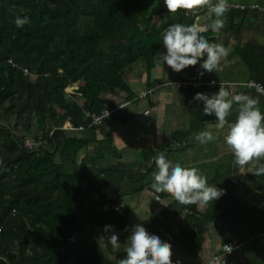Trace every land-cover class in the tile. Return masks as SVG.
Wrapping results in <instances>:
<instances>
[{
    "label": "trees",
    "instance_id": "trees-1",
    "mask_svg": "<svg viewBox=\"0 0 264 264\" xmlns=\"http://www.w3.org/2000/svg\"><path fill=\"white\" fill-rule=\"evenodd\" d=\"M248 9L256 10L230 5L221 30L233 36L243 30ZM187 12L168 13L155 0H0V264H117L126 257L136 225L197 255L204 236L216 237L214 226L228 228L233 215L240 216L236 239L241 246L228 259L264 264L263 208L237 196L242 206L229 210L224 202L233 193L226 190L201 210L174 199L146 224H137L141 216L127 201L147 189L143 170L120 162L98 166L103 155L93 146L98 142L93 132L109 121L124 124L127 116L122 108L94 127L90 114L119 105L106 99L108 93L125 92L127 102L136 100L126 81L130 69L138 61L147 72L158 66L153 57L166 51L165 29L198 23L201 13ZM17 15L27 16L29 23L17 28ZM210 34L201 33L208 41L214 39ZM236 53L248 78L264 86V47ZM73 85L77 90L65 92ZM242 89L237 86L233 94H245ZM67 121L71 126L64 129ZM34 124L30 136L41 143L38 151L23 146ZM188 134L176 131L173 137L189 146ZM180 214L186 221L176 228ZM106 225L118 234L119 249L107 243Z\"/></svg>",
    "mask_w": 264,
    "mask_h": 264
},
{
    "label": "crops",
    "instance_id": "crops-1",
    "mask_svg": "<svg viewBox=\"0 0 264 264\" xmlns=\"http://www.w3.org/2000/svg\"><path fill=\"white\" fill-rule=\"evenodd\" d=\"M217 0L212 1V3ZM228 3L232 5H257L261 9L247 10L245 14V20L242 23L243 30L238 33L231 34L229 29H223L221 31H212L209 29L212 37H219L225 48L229 49V55L225 57L222 72L219 77H215L213 72L206 75L203 73L202 78L205 83L212 81L216 82L217 85H203L200 88L191 89V91L183 92L176 88L173 91H169V86L164 84L179 81L185 78L187 75H198L202 72L196 70L192 72L190 66L180 71L175 76H168L169 72H165L166 64H163L164 73L160 75L157 71L160 67H155L150 71H145L143 66L140 64L136 67V63L132 66L126 81L129 85L130 92L133 93V99L138 93L147 91L153 87H158L148 98L140 100H125L127 93L116 92L108 93L105 95L106 99L113 104H120L123 102L128 103L124 108L123 112L127 116V121L124 124L106 123L104 127L96 129L93 135L96 136V141L102 139H111L110 144L114 146L116 154L112 153V149L109 155H104L102 151V161L98 162V166L108 167L118 162L128 163L133 168H141L147 176L145 189L141 193L145 195L141 196V200L147 198L148 193L154 197L162 200L163 198L156 193L151 185L154 182V171H158L157 168H151L155 163L156 157L160 152L164 151L166 159L172 162V164L179 163L182 167H196L199 172L207 177L208 184L214 185L216 188L221 187L224 191H232V196L228 204L229 210L239 209L242 205H239V201L236 199L237 196L240 199L246 201L250 205L262 208L264 206V175L257 177L254 174L255 168L259 165L264 164V158L258 161L245 165L243 167L235 163V157L231 148L225 143L224 137L227 134V126L223 130H217L214 125L217 123L215 116H207L203 110V103L195 101L194 96L197 93H205L208 95L217 93L220 85L224 86L231 94L234 93L236 87L240 83L248 80V68L243 63L239 54L236 53L237 48H245L246 50H261L264 47V0H228ZM211 12V11H210ZM213 14L208 19L197 18L195 25L199 27H205L206 23L211 24L209 19H212ZM209 22V23H208ZM209 24V25H210ZM239 25V24H238ZM212 31V32H211ZM228 61V64L226 63ZM238 61V63H234ZM159 81L157 85L155 80ZM163 84V86H162ZM240 87V86H239ZM245 94H248L254 98H258L259 107L262 115H264V98L257 95L252 90L242 89ZM136 104V105H134ZM237 118V106L233 105L230 115L227 117L229 123H232ZM214 119V122L211 120ZM167 121L169 124L168 132L166 135H159L160 124ZM68 123V121H67ZM211 126V127H210ZM163 130V129H162ZM189 130L190 141L193 140V144L186 146V142L181 141V137L177 140L174 139V133L176 131ZM205 130L213 131L217 135V139L206 144H201L195 139V136ZM164 134V132H161ZM193 133H196L195 135ZM166 136H169L170 141L166 142ZM159 137V138H158ZM162 147L160 150L159 148ZM87 164V163H86ZM88 165V164H87ZM254 169V170H253ZM260 176V175H259ZM146 179V177H145ZM165 197L172 196L169 193L161 192ZM158 201V200H157ZM172 202V201H171ZM199 210L203 209L197 204ZM185 214H180L175 218L174 225L178 228L180 225H184ZM240 216H230L228 220L229 227L221 228L220 232L216 237L212 238L210 233L206 234L203 239V245L200 252L195 257L188 256L191 260L189 264H201L208 257L214 253L213 251L218 249L224 242L226 237L232 236L237 238V234L241 230V224L239 223ZM140 220H138L137 224ZM171 245L172 249V264H177L179 259L177 258L178 250L174 248V245L168 240H164ZM179 249V248H178ZM182 251V249H179ZM215 250V251H216ZM184 252V251H183ZM114 259L115 257H110Z\"/></svg>",
    "mask_w": 264,
    "mask_h": 264
},
{
    "label": "clouds",
    "instance_id": "clouds-1",
    "mask_svg": "<svg viewBox=\"0 0 264 264\" xmlns=\"http://www.w3.org/2000/svg\"><path fill=\"white\" fill-rule=\"evenodd\" d=\"M164 4L168 13H176L181 9L190 12L208 6L216 19L205 27L179 23L170 25L163 35V46L166 51L157 52L153 59L158 64H166L174 72L179 73L189 66L197 65L202 57H206L200 68L204 72H214L221 59L229 55V49L222 44L209 42L201 33L209 29L218 32L224 28L225 13L230 8L228 0H217L215 4H212V0H164ZM18 12L23 13L24 9L21 7ZM14 22L17 28H21L29 23V19L25 15H17ZM198 75L202 76L203 72ZM256 87L258 91L264 92V86ZM194 100L203 103L205 115L215 116L217 123L214 127L217 130H223L227 126L228 131L224 140L231 148L237 165L243 167L254 160L264 158V115L258 106V98L244 93L231 94L220 85L217 93L211 95L197 93ZM234 104L237 106V118L229 123L227 117ZM195 139L201 144H206L216 140L217 135L213 131L205 130L199 132ZM155 164L158 171L153 174L154 182L151 187L156 193L166 192L181 204H198L201 207L224 195V190L217 189L214 185L210 186L207 177L196 167H182L179 163L173 165L166 159L164 152L159 153ZM254 171L256 175H264V164L259 165ZM104 231L111 233L107 237V243L119 249L121 247L118 242L119 236L112 226L106 225ZM127 244L126 257L117 261V264H172L171 245L149 234L141 225L134 226ZM223 247L225 253L209 256L207 264H226L225 254H230L232 247L230 245Z\"/></svg>",
    "mask_w": 264,
    "mask_h": 264
},
{
    "label": "rangeland",
    "instance_id": "rangeland-1",
    "mask_svg": "<svg viewBox=\"0 0 264 264\" xmlns=\"http://www.w3.org/2000/svg\"><path fill=\"white\" fill-rule=\"evenodd\" d=\"M212 1H214V0H212ZM155 2H156V4H157V6H159V7H163V8L166 7L165 4H164V0H155ZM211 14H213V16H212V19H209V22L212 23V22L216 19V17H215V15H214V13H212V12H210V11H205V12L201 13V14L199 15L198 18L203 19V20L206 19V20L208 21L207 18H209V17L211 16ZM209 22H208V23H209ZM209 24H210V23H209ZM212 34H213V33H212ZM212 34H210L209 37H211ZM209 42H211V43H218V44H219V43L221 42V39H220L219 37H216V38L212 39V40L209 41ZM205 59H206V57H202L201 60L198 62L197 65H195V66H190V70H191L192 72H196V70H200V71H202L204 74L209 75V72H204V70L200 68V64L203 63ZM224 62H225V58H222V59H221V62H220V64H219V66H218V67L214 70V72H213V74H214L215 77H219V74L222 72V68H223V64H224ZM226 63L228 64V61H227V60H226ZM234 63H238V61L233 62V64H234ZM238 64H239V63H238ZM139 65H140V62L138 61V62L136 63V67H139ZM157 67H160V71H159V69H157L159 75H160L161 72L164 73V69H163L164 65H163V64H159ZM183 70H184V69H183ZM145 71H147V70L145 69ZM165 72H169V73H168V76H171V75H172V76H175L176 74H178L177 72H174V71H173L170 67H168V66H165ZM218 73H219V74H218ZM129 77H130V76H129ZM248 80H252V79H248ZM248 80L246 79V81H248ZM246 81H244V82H246ZM155 82H157L156 84L159 85V83H158L159 81H157V79L155 80ZM244 82H242V83H244ZM242 83H240L239 86H241ZM158 87H161V85L158 86ZM158 87H157V88H158ZM241 87H242V86H241ZM157 88H156V89H157ZM173 89H174L173 86H172V87H169V91H173ZM134 105H136V104H134ZM108 123H111V122L109 121ZM35 127L37 128V125L34 124L32 130H31V132H30V134L28 135L29 137H32L33 134L35 133V129H36ZM168 128H169V124H168L167 121H164L163 123H161V124H160V127H159V130H160L161 132H164V134H162L161 132H159V135H158V136H160V135H166L167 132L169 131ZM162 129H163V130H162ZM193 134L195 135L196 133H193ZM30 135H32V136H30ZM24 137H25V136H24ZM158 138H159V137H158ZM165 140H166V142H169V141H170L169 136H166V139H165ZM110 142H111V139H110V138H109V140H108V139H104V140L102 139L101 141H98L97 143L93 144V146H95L96 148L102 150V151H103V154L108 156L109 153H110V151L114 148V146L111 145ZM161 148H162V147H160L159 150H160ZM113 150H114V149H113ZM162 152H164V151H162ZM112 153L116 154L115 150H114ZM83 167H89V165H87V164L85 163V164H83ZM154 173H155V171H154ZM149 175L151 176V175H153V174H149ZM145 177H146V179H144V180H148L147 176H145ZM147 193H148V196H147V198H145L144 201L141 200L140 197L143 196V195H145V193H140L141 196H139V197H130V199H132V200H131L130 202L127 201V203H128L129 205H131L132 210L135 212V214H136L138 217L141 216V217H140L141 220H140V222H139L140 224H146L151 216H153V215H157V213H159V208H160L161 206H165L166 204L170 203L172 200L175 199L173 196H169V197H165V198H163L162 200H159V199H158V201H157V200L154 199L153 196H151V195L149 194V192H147ZM262 208L264 209V206H263ZM133 214H134V213H131V216H132ZM219 226H220V224H216V225L214 226V228L220 232L221 230H220ZM218 231H216V232H218ZM174 248L176 249L177 247L174 246ZM217 248H218L217 250L215 249L216 251H215V250L213 251L214 253H218V251H219V247H217ZM171 250H172V249H171ZM177 250H178L177 258L179 259V264H189L188 262H189L191 259H190V258H186L187 255H188V256H191L192 259H193V257H195V255H190V254H188V253H186V252H183V251L179 250L178 248H177Z\"/></svg>",
    "mask_w": 264,
    "mask_h": 264
},
{
    "label": "built area",
    "instance_id": "built-area-1",
    "mask_svg": "<svg viewBox=\"0 0 264 264\" xmlns=\"http://www.w3.org/2000/svg\"><path fill=\"white\" fill-rule=\"evenodd\" d=\"M217 2V1H216ZM216 2L212 3L215 4ZM234 9H238L240 11H243L247 8L250 9H261L263 10L261 7H258L257 5H232L230 4ZM205 11H211L210 7L205 6L202 8H198V9H193L192 11H188L187 14H199ZM254 82V83H252ZM215 85V86H219L217 85L216 82L212 81L210 83H205V81H203V78L201 75H187L184 79H181L179 81H174L172 83H168V84H164V86H173L174 88H176L177 90H181V91H188L190 89H196V88H200L203 85ZM256 85H260L263 86L261 83H258L254 80H248L244 83L241 84L242 87H244L245 89L248 90H252L254 93H256L257 95H260L264 98V92L258 91ZM163 86V84H162ZM78 86L77 85H73L71 87H67L65 89V92L68 93H72L73 91L77 90ZM157 87H153L147 91H143L138 93V95L135 97L136 100H140V99H145L147 98L148 95L152 94ZM128 103L123 102L120 103L116 108H112V109H103L101 110V112L99 114H90V121H89V125L90 126H100L103 125V123L106 121V119L108 118V116L113 113L116 112L117 110H121L122 108H124ZM108 113V115H107ZM88 116V114H86ZM70 123L66 122L64 125V129L66 128H70ZM78 130H82V128H79ZM23 146L24 148H26L27 150L30 151H38L40 149L41 143L38 141H35L34 138L31 137H24L23 140ZM159 198L156 197V200H158ZM115 210L120 211L121 208L120 207H116ZM172 235V233H171ZM223 245H230L232 247V252L230 254H225V262L226 264H233L234 262V258H230L228 259V257H231L234 255V253L240 248L241 244L239 243V241L232 237H226L224 242L220 245L219 247V251L218 253H212L211 255H223L225 253V249L223 247ZM210 255V256H211ZM207 260L206 259L204 262H202L201 264H207Z\"/></svg>",
    "mask_w": 264,
    "mask_h": 264
}]
</instances>
